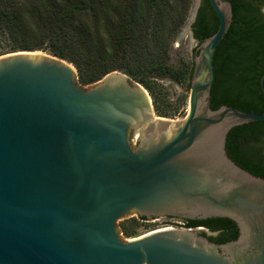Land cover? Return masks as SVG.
<instances>
[{
	"label": "water",
	"instance_id": "95a60500",
	"mask_svg": "<svg viewBox=\"0 0 264 264\" xmlns=\"http://www.w3.org/2000/svg\"><path fill=\"white\" fill-rule=\"evenodd\" d=\"M209 2L219 27L199 46L192 39L182 120L158 117L124 73L84 87L57 57L0 56V264H264V179L226 149L232 128L264 122V112L211 108L214 58L233 8ZM131 212L148 221L226 218L239 234L218 244L202 230L170 227L125 240L118 222Z\"/></svg>",
	"mask_w": 264,
	"mask_h": 264
},
{
	"label": "trees",
	"instance_id": "16d2710c",
	"mask_svg": "<svg viewBox=\"0 0 264 264\" xmlns=\"http://www.w3.org/2000/svg\"><path fill=\"white\" fill-rule=\"evenodd\" d=\"M192 0H0V35L16 39L11 52H48L74 65L78 82L91 85L121 72L149 91L155 112L156 85L164 79L190 82L194 63L175 69L169 63L172 44L184 26ZM233 8L232 24L214 58L215 83L211 108L223 105L244 112H264L260 78L264 74V0H224ZM219 20L209 0H202L192 25L198 44L216 33ZM19 43V44H18ZM228 155L242 168L264 179V122L232 128ZM145 221V218H141ZM221 230L216 243L238 237L236 224L226 218L202 221ZM128 239L134 224L119 227Z\"/></svg>",
	"mask_w": 264,
	"mask_h": 264
},
{
	"label": "rangeland",
	"instance_id": "374dc122",
	"mask_svg": "<svg viewBox=\"0 0 264 264\" xmlns=\"http://www.w3.org/2000/svg\"><path fill=\"white\" fill-rule=\"evenodd\" d=\"M196 1L197 0L191 1V5H190V9L187 15L186 22L184 26L182 27L180 33L174 40L172 47L170 49L169 63L175 69H181L183 65L190 66L193 63L192 55H191L192 38H191L190 30L188 28V24L190 22L191 15L193 13ZM17 42L18 41L16 39L3 37L0 35V56L12 53L11 48L14 44H17ZM16 52H24V51H22L20 47H18ZM38 52H41V51H38ZM43 53L51 55L48 52H43ZM99 82H96L94 84H97ZM94 84L87 85L84 87L92 86ZM188 84H189L188 80H186L183 83H180L175 80L168 79V78L161 80L157 83L156 95L158 99V104L161 107V109L167 114V116L162 117V118L178 121V120L184 119L187 116L188 111H189V96H190V86ZM146 91L149 93L148 90ZM152 102H153V99H152ZM158 117H161V116H158ZM160 221L162 220L157 219L154 221L155 222L154 224L149 223L147 221L142 220L136 212H131L128 215H126L121 221L118 222V226L119 227L122 225L129 226L131 224H134V230L136 233L131 238H128V239H133V238H137L145 234H148L155 230L168 228V226H165V225H162V226L155 225V224H159ZM124 239L128 240L126 238Z\"/></svg>",
	"mask_w": 264,
	"mask_h": 264
},
{
	"label": "flooded vegetation",
	"instance_id": "af4514ba",
	"mask_svg": "<svg viewBox=\"0 0 264 264\" xmlns=\"http://www.w3.org/2000/svg\"><path fill=\"white\" fill-rule=\"evenodd\" d=\"M258 5H259V10H260L261 14L264 15V12H263L264 4L262 5V4L258 3ZM190 31L193 32L192 26L190 28ZM191 38L194 41H197L194 38V33H193V36L191 35ZM197 43H198V41H197ZM199 45L200 44H198V46ZM196 49H195V51H196ZM195 51H194V55H195ZM219 68H220V65H217L216 66V70H219ZM210 219H215V218L191 220V219H183V218H177V217H167V218L160 219L162 221H160L159 224H155V225L156 226L157 225L158 226L159 225L160 226L165 225V226H168V227L172 226V227H177V228H187V229H194V230H202L205 236H207V237H216V236H218L220 234L221 230H210L205 224L201 223L202 221H206V220H210ZM155 220H157V219H154L153 221H148L147 219H145V221H147L149 223H153V224L155 223L154 222ZM236 227H237V225H236ZM237 229H238V227H237ZM238 234H239V230H238ZM212 242H214V241H212ZM218 244H221V243H218Z\"/></svg>",
	"mask_w": 264,
	"mask_h": 264
},
{
	"label": "built area",
	"instance_id": "2783aa9c",
	"mask_svg": "<svg viewBox=\"0 0 264 264\" xmlns=\"http://www.w3.org/2000/svg\"><path fill=\"white\" fill-rule=\"evenodd\" d=\"M170 227H172V226H170ZM170 227H168V228H170Z\"/></svg>",
	"mask_w": 264,
	"mask_h": 264
}]
</instances>
